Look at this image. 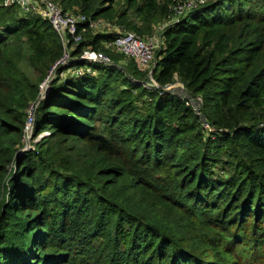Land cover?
Segmentation results:
<instances>
[{"label":"trees","instance_id":"obj_1","mask_svg":"<svg viewBox=\"0 0 264 264\" xmlns=\"http://www.w3.org/2000/svg\"><path fill=\"white\" fill-rule=\"evenodd\" d=\"M54 1L118 29L86 30L72 56L120 69L60 67L40 99L63 46L0 9V264H264V0H211L165 29L151 76L106 44L150 35L174 0ZM175 78L210 130L160 93ZM32 103L45 136L22 151Z\"/></svg>","mask_w":264,"mask_h":264},{"label":"built area","instance_id":"obj_2","mask_svg":"<svg viewBox=\"0 0 264 264\" xmlns=\"http://www.w3.org/2000/svg\"><path fill=\"white\" fill-rule=\"evenodd\" d=\"M211 0H177L169 8L166 16L165 29L178 24L189 13L196 11L200 7L206 5ZM15 7L19 11L21 17L34 16L40 20L47 21L52 30L56 33L60 43L63 46L61 58L52 66L48 76L39 86V98L43 99L48 91L49 79L55 75V72L60 67H66V70L61 73L62 77H76L86 73H94L91 71L90 65H103L120 69L119 64H114L110 56L102 51L93 50L89 47L83 48L78 55L72 56L77 46L82 40V34L86 30H96L102 26V23L92 21L81 13L64 12L62 8L51 0H0V9ZM87 23V27L79 31L80 24ZM160 35L151 34L146 37L139 36L131 32H123L112 40L108 41L106 46L113 49L116 53L134 60L137 68L145 73L151 72L154 66V55L162 44V33ZM78 61L82 63L80 67H72V63ZM148 90L158 88V85L150 80L144 84ZM171 85L163 87L160 93L173 92L170 90ZM187 94V93H186ZM179 97V96H178ZM180 98L186 100L185 103L191 110L201 118L200 98H191L185 95H180ZM36 110V104L32 103L27 109V118L24 128L23 142L24 148L22 151L32 149V143H36L42 135L37 136L32 140L33 131V114ZM202 121V127L210 130L207 122ZM30 139L31 145L25 147V142Z\"/></svg>","mask_w":264,"mask_h":264},{"label":"rangeland","instance_id":"obj_3","mask_svg":"<svg viewBox=\"0 0 264 264\" xmlns=\"http://www.w3.org/2000/svg\"><path fill=\"white\" fill-rule=\"evenodd\" d=\"M51 1H53L54 3H56L54 0H51ZM175 1H177V0H174L170 5H169V7H168V11H167V13H166V16H167V14H168V12H169V8L170 7H172V5H173V3L175 2ZM246 1V4L247 5H251V3L252 2H254V1H256V0H250L251 1V3L249 2V0H245ZM244 2V0H236L235 1V5H241L242 3ZM57 4V3H56ZM248 7L245 5V7H244V9H247ZM74 10H77V7H75L74 8ZM18 12V15L20 16V13H19V11H17ZM69 12H71V11H69ZM166 16L161 20V21H159L158 23H156V24H154L153 25V27H152V33L151 34H156L157 36L158 35H160L161 34V32L165 29V24H166V20H167V18H166ZM91 19V18H90ZM100 23H102V26L99 28V29H96V30H91V32H93V33H102V34H106V32L107 33H110V31H112V32H117L118 31V29H116L115 27H111V25L109 24V23H107L106 21H104V20H98ZM125 33H127V32H125ZM131 33H133V32H131ZM150 34V35H151ZM120 65H122V63H120ZM25 70L27 71V73L29 74V76H31L32 74L30 73V71H29V69H26L25 68ZM55 75H53V76H51V78L49 79V82L53 79V77H54ZM172 86V88L170 89V90H173V94L174 95H176V96H179L180 97V95H182L183 97L185 96V95H187L186 94V92H185V90H184V86H183V84L177 79V78H175L174 79V83L171 85ZM42 136H45V134H42ZM41 138V137H40ZM39 138V139H40ZM29 141H30V139H28V141H26L25 142V147L26 146H29V145H31V143H29Z\"/></svg>","mask_w":264,"mask_h":264}]
</instances>
